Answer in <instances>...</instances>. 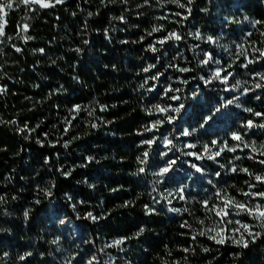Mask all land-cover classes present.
I'll list each match as a JSON object with an SVG mask.
<instances>
[{
	"label": "trees",
	"instance_id": "trees-1",
	"mask_svg": "<svg viewBox=\"0 0 264 264\" xmlns=\"http://www.w3.org/2000/svg\"><path fill=\"white\" fill-rule=\"evenodd\" d=\"M179 2L13 0L0 14V264H264V234L209 239L264 232L221 212L264 204L245 195L264 192V0ZM228 16L231 36L248 32L233 58Z\"/></svg>",
	"mask_w": 264,
	"mask_h": 264
},
{
	"label": "snow or ice",
	"instance_id": "snow-or-ice-1",
	"mask_svg": "<svg viewBox=\"0 0 264 264\" xmlns=\"http://www.w3.org/2000/svg\"><path fill=\"white\" fill-rule=\"evenodd\" d=\"M23 3H29V2H32V3H38L40 4L42 7H50L51 6V3H50V0H48V2H45V0H22ZM57 3H60L62 2V0H56ZM147 2V0H146ZM173 2L177 3L180 7H184L183 4H180L179 0H173ZM189 3L192 2V0H188ZM13 7V0H0V14H5L6 13V10L7 9H11ZM177 15H179V13H177ZM258 23H261L260 21H254L253 22V26H255V24H258ZM26 27V26H25ZM153 32L155 31H158V29L156 28H153L152 29ZM0 35H3V31H2V27H0ZM197 36H199V33L196 34ZM174 38L175 40H180L181 39V36L180 35H177L176 33H171L169 35V37H167L166 39H172ZM208 40H212V37H208ZM165 42V40H161L159 41V43L163 44ZM152 50L153 51H156V48L155 47H152ZM17 51H19V49H17ZM41 52L43 51V49L40 50ZM260 56L261 57H264V51H261L260 52ZM209 59H211V57H209ZM252 61L250 60L249 63H251ZM203 63L207 64L208 63V60H204ZM144 71H148V69H144ZM180 71H184V72H187L189 71V69L187 68H183V69H180ZM259 75L260 79L261 80H264V74H257ZM215 78H221V72L219 70H217L214 74ZM224 79H226V77H224ZM208 82V81H206ZM256 87H264V84H256ZM245 91H248V89H246ZM172 99H175V97H170ZM259 98V97H257ZM227 103H232V101H227ZM157 109H159L160 112H167L168 109L167 108H161L159 105H156L155 106ZM80 108L79 106H76L74 108V111H79ZM175 111H179V109H175ZM246 111H249V112H252V109H246ZM255 116H264V113H259V112H256V113H253ZM171 119V118H169ZM208 119H211V117H209ZM159 123V121L157 122ZM203 126V125H202ZM253 121L252 120H249L247 121V125L246 127L248 128H251L253 127ZM93 127H95V125H93ZM260 127H264V124H261ZM148 131H150L151 129H146ZM189 133L187 132V130L185 131L184 135H188ZM233 138L236 139V140H240L241 137L239 135H236V134H233ZM165 142L166 143H170V141H167V138H165ZM143 143L145 144H148V145H151L153 143L152 140H146V141H143ZM67 145L65 144V147ZM262 155H264V153H261ZM216 155H219V152L216 153ZM143 157L144 159H140L138 157V161L141 165L147 163V157H148V152L145 151L143 153ZM89 160H91L92 158L89 157L88 158ZM171 163H174V162H171ZM171 163L169 164L168 167H163L159 170L158 173H154V175H159V176H164L168 171H169V168L171 166ZM261 164H264V160L260 161ZM195 167V165H194ZM237 169L236 168H233L232 171H236ZM145 171V168L144 167H140L139 168V172L140 173H143ZM197 171H200L199 168H197ZM241 171H244V172H248L247 169H241ZM70 173H65V175H68ZM217 175H219V173H217ZM255 180L257 182H260V183H264V176H255ZM249 187H255V185H249ZM245 195H248L250 197H253V198H257L259 200H262L264 201V192H249V193H245ZM127 204V202H126ZM228 209H236L237 212L236 214L239 215L240 212H244V213H247L249 216H251L254 220H256L258 222V225H259V228L261 230H264V204H261V203H257L254 207L253 206H249L245 203H236V202H233L231 199H226L224 201V207L221 209V212L223 213V216H228L229 215V211ZM171 211H179L178 209H170ZM151 211V210H150ZM221 212H218L217 215H221ZM25 217L27 218L28 216V212L25 211L24 213ZM88 218H91L93 220L96 219V217H94L92 215L91 212H89L88 214ZM64 221L61 220L60 223H63ZM227 222V221H226ZM238 224H240L239 221H237ZM241 228L243 229V232H241ZM144 229L141 228L140 229V232H143ZM236 232H240V237L239 239H236L235 237H226L224 235H222V233L224 232V229H221L220 231L216 232L215 235H212V236H209V239H212L214 240L217 244H224L227 240H232L233 243L239 245V246H242L244 248H247L249 246V242H252V243H255L256 240H258L262 234H264V232L262 231H254L253 230V226H250L249 224L247 223H244V224H241L240 225V228H237L235 229ZM245 233L247 234V237L250 238V240L248 238L245 237ZM201 235H204V233H200ZM137 235H139V233H137ZM123 241L122 240H117L115 243L116 244H120L122 243ZM53 243H56V241H53ZM185 251H187V249H185ZM204 251H208V249H204ZM20 259H24V257H20ZM89 264H92V261H89Z\"/></svg>",
	"mask_w": 264,
	"mask_h": 264
},
{
	"label": "rangeland",
	"instance_id": "rangeland-1",
	"mask_svg": "<svg viewBox=\"0 0 264 264\" xmlns=\"http://www.w3.org/2000/svg\"><path fill=\"white\" fill-rule=\"evenodd\" d=\"M34 4V3H33ZM231 21V17H224L223 19V30L220 33V38H219V46H220V51L225 52L224 55L228 56L229 58H233L236 54L239 53L240 49H241V44L240 42L243 41L244 36H248V32L245 33L244 35V31L239 30V34L236 36H231L230 32H228L227 29V24ZM0 27H2V31H3V27L4 24L1 23ZM2 35H0L1 37ZM230 71L228 69H226V72ZM214 153V151H212Z\"/></svg>",
	"mask_w": 264,
	"mask_h": 264
},
{
	"label": "built area",
	"instance_id": "built-area-1",
	"mask_svg": "<svg viewBox=\"0 0 264 264\" xmlns=\"http://www.w3.org/2000/svg\"><path fill=\"white\" fill-rule=\"evenodd\" d=\"M30 4H33L32 2H30Z\"/></svg>",
	"mask_w": 264,
	"mask_h": 264
}]
</instances>
